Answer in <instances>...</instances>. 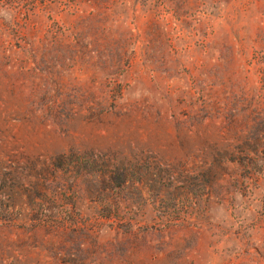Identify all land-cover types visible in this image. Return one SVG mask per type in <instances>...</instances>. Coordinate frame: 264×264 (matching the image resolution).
<instances>
[{
	"label": "rangeland",
	"instance_id": "1",
	"mask_svg": "<svg viewBox=\"0 0 264 264\" xmlns=\"http://www.w3.org/2000/svg\"><path fill=\"white\" fill-rule=\"evenodd\" d=\"M0 264H264V0H0Z\"/></svg>",
	"mask_w": 264,
	"mask_h": 264
},
{
	"label": "trees",
	"instance_id": "2",
	"mask_svg": "<svg viewBox=\"0 0 264 264\" xmlns=\"http://www.w3.org/2000/svg\"><path fill=\"white\" fill-rule=\"evenodd\" d=\"M259 141L258 138H255V142ZM257 157H255L254 159H252L251 162H254L256 163L257 162ZM99 162L97 160H91V161H87V162H80L78 163L77 167H78V170L79 171H85L86 168L90 169H95L94 170V175L98 174V168H99ZM240 165H243V164H240ZM208 171V170H207ZM211 171V170H210ZM125 171L124 170H121L120 168H115L114 170L112 171H109L107 173H103L101 174V176H93V177H101V181L102 182H108V181H111V182H115V181H118V186L119 187H123V186H126V184L129 182V177H127L124 173ZM102 177H105V178H102ZM134 182V181H133ZM132 182V184H133Z\"/></svg>",
	"mask_w": 264,
	"mask_h": 264
}]
</instances>
